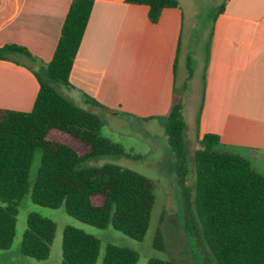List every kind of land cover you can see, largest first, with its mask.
<instances>
[{"label": "trees", "instance_id": "trees-1", "mask_svg": "<svg viewBox=\"0 0 264 264\" xmlns=\"http://www.w3.org/2000/svg\"><path fill=\"white\" fill-rule=\"evenodd\" d=\"M148 8L155 22L161 10L177 7V0H126ZM92 0H71L53 55L40 63L25 47L0 46V59L27 67L39 88L30 111L0 108V249L11 246L17 206L28 191L33 152L41 149V163L30 190L34 203L57 208L70 216L104 228L108 225L141 240L148 228L154 203L153 182L146 176L103 158L129 156L123 147L101 134L102 120L90 109L75 104L59 90L69 86L68 76L91 11ZM223 3L216 12H221ZM187 76L193 73L187 57ZM89 105L100 106L85 96ZM186 123L182 101L173 102L164 120L166 142L175 158L183 227L195 242L202 264H264V176L244 157L215 149L216 134L197 139L193 154L194 181L185 147ZM162 220V217H161ZM53 220L36 212L26 217L20 251L46 259L55 234ZM154 248L164 250L160 228ZM99 240L85 231L66 226L62 233V264H95ZM138 254L114 244L105 246L102 264H136ZM147 264H173L150 258Z\"/></svg>", "mask_w": 264, "mask_h": 264}, {"label": "crops", "instance_id": "crops-1", "mask_svg": "<svg viewBox=\"0 0 264 264\" xmlns=\"http://www.w3.org/2000/svg\"><path fill=\"white\" fill-rule=\"evenodd\" d=\"M92 1L65 96L73 102L78 96L86 109L111 120H165L174 101L181 99L183 114L196 96L194 120L185 122L196 140L212 133L217 150L264 152V0H223L199 62L192 36H185L197 12L185 14L179 0L155 22L146 5ZM70 2L0 0V46L21 45L47 63ZM188 56L193 73L183 88ZM38 88L27 67L0 59V108L30 111ZM86 95L104 108L86 103Z\"/></svg>", "mask_w": 264, "mask_h": 264}, {"label": "rangeland", "instance_id": "rangeland-1", "mask_svg": "<svg viewBox=\"0 0 264 264\" xmlns=\"http://www.w3.org/2000/svg\"><path fill=\"white\" fill-rule=\"evenodd\" d=\"M185 14L196 10L195 23H186L185 36H192L197 52V62L202 60L204 44L208 41L213 14L223 0H179ZM63 88L59 90L63 93ZM180 90V88H178ZM74 103L85 108L78 96ZM197 97L187 102L184 120L189 125L194 120V109ZM102 120L101 134L119 143L129 156L103 158L96 164L106 161L136 171L153 182L154 203L150 213L149 225L141 240L133 239L108 225L104 228L82 222L67 214L63 206L51 208L34 203L30 198V190L37 176L41 163V149L33 152L28 174V191L17 206L15 235L7 249H0V264H62V233L66 226H72L95 236L100 243L99 255L95 264H102V256L107 244L129 248L138 254L136 264H147L150 258L170 260L173 264H202L201 256L195 242L183 227L179 189L175 181V158L166 143L164 120H139L127 115H119L111 120L109 116L99 115ZM185 147L189 173L187 182L190 186L194 181L193 154L199 147L192 129L185 130ZM217 149V148H216ZM242 157L249 161L250 166L264 176V152H243ZM1 204V203H0ZM36 212L55 223V234L46 259L37 260L21 253L22 234L26 226V217ZM162 217V220H161ZM160 228L164 250L153 246L156 229Z\"/></svg>", "mask_w": 264, "mask_h": 264}]
</instances>
